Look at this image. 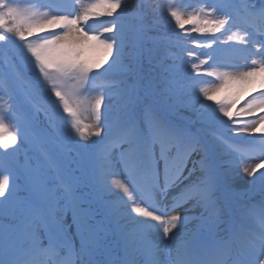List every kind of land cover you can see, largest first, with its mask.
Masks as SVG:
<instances>
[{
	"label": "snow or ice",
	"instance_id": "snow-or-ice-1",
	"mask_svg": "<svg viewBox=\"0 0 264 264\" xmlns=\"http://www.w3.org/2000/svg\"><path fill=\"white\" fill-rule=\"evenodd\" d=\"M38 7L0 0V167L35 153L23 195L0 171V264H264V0ZM241 170L258 201L236 197Z\"/></svg>",
	"mask_w": 264,
	"mask_h": 264
},
{
	"label": "rangeland",
	"instance_id": "rangeland-1",
	"mask_svg": "<svg viewBox=\"0 0 264 264\" xmlns=\"http://www.w3.org/2000/svg\"><path fill=\"white\" fill-rule=\"evenodd\" d=\"M48 2H49V0H43V2H41L38 5H45L46 6L48 4ZM84 2L87 3L88 1L84 0ZM71 3H72V0H67V1L63 2V4H69V5ZM38 5H37V9L39 11H41V12L47 11V7H38ZM233 31H235V29H233ZM41 35H46V33H42ZM257 39H264V38L258 36ZM223 55H224L225 61L227 63L241 65V63L244 64L245 61H244L243 57L245 55H247V53L246 52H226ZM258 90H261V84L259 81H256L254 84L241 85L237 89H235L234 90L235 95H237L239 100H240V104H238L237 107L239 108L240 106H242V104L245 101V98L249 96L250 92L255 95ZM227 94H229V93L228 92L222 93L220 98L222 99L223 96L227 95ZM0 103H3V101H0ZM15 108L17 109V107H15ZM4 111H7L6 106L4 108ZM8 116H9V121L12 123H15V121L17 120L18 113L15 114L12 112V113H9ZM83 122L84 123H91L92 121L90 119H85ZM246 135L247 134L242 133L240 135V137L236 138L238 141H240V143L237 146L240 149L243 148V149H241L242 151H246L249 148V145H247V143L245 142V139H244ZM257 135H259V134H257ZM34 158H35V153L31 147V145L28 144L27 142H25V143H22L20 148L18 149L17 159L15 162L19 166V164L23 163L25 160L34 159ZM230 159L231 158L229 156L224 157V160L226 162H229ZM256 162H258V160H256L254 157L248 158L245 161V163L248 165L254 164ZM1 165H3V164H1ZM11 168H12V170H16V168H14L13 166ZM0 171H3L5 174H9L11 176L12 183L16 187L18 194L23 195V192L21 190L22 185H23V179H22V176H21V173L19 172V170L17 171L18 172L17 174H13L12 172H9L6 169V166H3V167H0ZM234 193H235L236 197L240 200H246L255 194H257V195L259 194L258 192L253 193L248 189V187L245 183V174L243 173L242 170L240 173V177H238L235 180ZM184 210H188L189 215H191V216H196L200 212V209L193 208L191 205H185V209H178L177 211L182 212ZM69 218H70V214H69Z\"/></svg>",
	"mask_w": 264,
	"mask_h": 264
},
{
	"label": "trees",
	"instance_id": "trees-1",
	"mask_svg": "<svg viewBox=\"0 0 264 264\" xmlns=\"http://www.w3.org/2000/svg\"><path fill=\"white\" fill-rule=\"evenodd\" d=\"M15 2L20 4L23 7L33 6V7L37 8L39 0H15ZM127 2H128L129 6L131 8L132 6H134L137 3V0H127ZM148 2L149 3H157V2H161V0H148ZM162 2L165 3V4H167V3H175V2H177V0H162ZM185 3L189 4V5L193 6V7H197V8L201 7V6H208L204 1H197V0H185ZM101 19L107 21V20H109L111 18L102 17ZM145 23L151 25L154 28V32H153L154 35L155 34H165V33H167L169 35L172 34V27L173 26L171 24H169L168 21H166L162 17L156 16V15L152 14L148 10H146ZM96 27L100 28V25L97 24ZM193 35H195V34H193ZM30 38L33 39L32 37H30ZM17 44H19L18 41H17ZM189 46L190 47L193 46L191 44V42H189ZM161 51L163 52L164 49L162 48ZM17 52H18V48H16V47H10L8 49L9 58L13 62H17L18 63ZM92 54L95 55V53H92ZM189 71H191L190 67H189ZM10 87L11 88H15L16 85L15 84H11ZM16 96H17V100L19 101V97L21 96V93L20 92L19 93L16 92ZM7 98H8L7 96H4L5 100H7ZM17 105H18V103H17ZM16 157H17V153L15 154V156H12V158H16Z\"/></svg>",
	"mask_w": 264,
	"mask_h": 264
}]
</instances>
